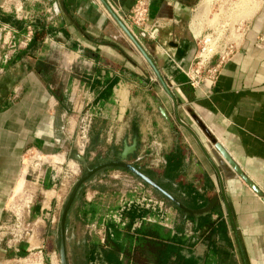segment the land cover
Instances as JSON below:
<instances>
[{
	"label": "crops",
	"instance_id": "crops-1",
	"mask_svg": "<svg viewBox=\"0 0 264 264\" xmlns=\"http://www.w3.org/2000/svg\"><path fill=\"white\" fill-rule=\"evenodd\" d=\"M54 1L58 15L48 0H0L1 23L23 34L29 22L37 34L27 48L0 65V225L8 218L9 205L27 187L40 195L31 205L29 220L51 224L52 207L62 201L69 184L62 187L46 168L36 188L30 186L25 154L34 149L47 162L51 158V164L61 165L58 158L62 157L66 164L80 114L88 110L94 115L93 137L104 142L98 148L101 151L116 145L134 126L140 153L146 145H159L157 134L165 128L175 136L173 146L153 161L161 165L166 160L162 170L169 171L164 182L170 193L190 209H200L218 197L209 215L212 220L222 216L225 228L212 243H196L187 252L188 258L203 264L212 254L214 264H264L263 198L233 172L219 167L217 152L192 127L186 111L209 128L264 197V24L246 26L236 52L222 67L214 86L204 91L193 90L182 72L197 51L191 17L200 0H151L147 26L158 29L154 41L138 29H130L168 86L183 100L177 101V115L191 133L179 128L173 102L157 79L150 81L155 77L152 69L99 0ZM106 1L113 10L128 13L138 0ZM21 2L30 16L27 22L12 11ZM20 183L23 188L16 193ZM121 194L102 210L99 200L105 196L97 190L91 195L85 191L79 217L85 223L115 228L108 216L118 208ZM148 214L134 209L128 215L134 216L133 223ZM170 217L174 224L173 232L166 229L170 235L175 236L179 227L184 235L186 222H191L192 237L185 238L195 242V223L174 205ZM94 241L99 244L95 235L87 239L88 260L104 264L98 252L92 253ZM37 242L42 245L43 239ZM22 245L15 251L0 241V264L21 257L22 248L25 256L31 246ZM42 251L47 256L52 248Z\"/></svg>",
	"mask_w": 264,
	"mask_h": 264
},
{
	"label": "built area",
	"instance_id": "built-area-1",
	"mask_svg": "<svg viewBox=\"0 0 264 264\" xmlns=\"http://www.w3.org/2000/svg\"><path fill=\"white\" fill-rule=\"evenodd\" d=\"M150 3L151 0H138L132 10L128 13H121L119 8H116L114 11L129 29L134 27L139 30L141 35L154 41L157 38L158 29L156 27L149 28L147 26L149 21ZM12 11L17 19L26 22L28 21V15L24 14L22 2L19 3V5L14 6ZM48 12L52 13L51 9H49ZM240 30L241 28H237L235 31L236 34ZM191 32L197 44V51L188 68L182 70V72L187 79V84L193 90L204 91L214 86L222 67L236 52L241 39L245 34V30H243L242 34H238L240 37L237 38L231 36V39H224L221 34L215 37L213 36L214 34L195 36L193 31ZM33 36L34 26L32 23H26L24 25V33L20 34L19 30L15 27L0 22V53L2 52V55H0V65L7 64L11 57L17 54L18 51L27 48L32 41ZM2 74L3 68L0 67V75ZM150 81L156 82V78L152 77ZM93 121L94 117L88 110H86L82 117L79 118L77 125V140L82 147L87 143L88 133ZM26 156L29 160V162H27L28 168H32V166L35 168L38 166L41 167L48 163L45 160L46 157L34 149L27 150L25 157ZM33 161H36L37 165H32ZM158 165L159 163L152 164V166ZM57 177L58 174L56 172L54 178ZM40 179L41 175L38 176L36 184H38ZM32 203L33 195H29L26 191L24 195L16 199L13 205H9L7 210L9 217L0 225L1 242L7 233L12 236L19 226L24 227L23 218L20 216L19 210H21V212L25 210L26 213L29 214ZM134 209L146 210L150 214L141 219H136L131 225V231L138 229L142 224H156L173 232L174 224L170 217L171 208L168 207L165 202L158 199L152 190L142 182L131 185L129 190L119 196L118 208L110 213L108 219L116 226L125 228L129 225V217L126 214ZM185 226L186 230L184 231V236L192 237V223L186 222ZM27 227L29 226L27 225ZM91 230L97 237L99 244L103 248H106L107 238L113 237V230L106 228L104 225H92ZM21 261L26 263L30 260L27 258L23 260L14 258L8 260L7 264H19ZM29 264L35 263L31 261Z\"/></svg>",
	"mask_w": 264,
	"mask_h": 264
},
{
	"label": "rangeland",
	"instance_id": "rangeland-1",
	"mask_svg": "<svg viewBox=\"0 0 264 264\" xmlns=\"http://www.w3.org/2000/svg\"><path fill=\"white\" fill-rule=\"evenodd\" d=\"M28 1L32 2L34 0H28ZM251 7L254 8H252L253 10L249 12L250 11L249 9ZM29 17L30 16H28V19ZM191 24H193L196 27V30H198V34L201 36L206 34H214L213 36L215 37L221 34L224 39H231V36L238 38L240 37L238 34H242L243 30H246V26H248L249 24H264V0H200L198 5L194 8V12L192 13ZM237 28H241V30L238 31V33L236 34L235 31ZM85 111L86 110H84L80 114V117H82ZM186 111L188 112V116H187L188 121L191 123L192 127L204 140H206L208 144L212 146L210 138L201 129L200 125H204V124L201 121H199L197 118H194L189 113V109ZM126 117L129 118L128 114ZM178 126L179 128H182L180 125ZM174 137L175 136H171V134L165 128H163V130H161V134H157L156 137L159 145L151 146L149 142L148 143L149 145H146V147L144 146V150L142 152L147 154V158H146L147 163L150 164L155 163L153 160L154 158H156L157 155H158L157 157L164 156L163 154L168 152L171 146H173V142L175 140ZM211 137L216 138V136L213 135L212 133H211ZM100 147H103V143L101 144ZM58 159L62 161L61 165L51 164L52 160L51 158H48V163L45 166H41V167L38 166L36 168L32 166V168H29L28 182L30 183V186H32L33 188L36 186V181L38 179V176L41 175V179H42L43 173L46 170V168L53 172V176L57 172L58 177L55 179L56 180L58 179L60 181V184L63 185L62 187H64L66 184H71L74 176L73 173L76 171L74 168L73 161L70 158H68L65 164L63 157ZM27 162H29V160L28 157L26 156L25 164H28ZM34 164L37 165V162L33 161L32 165ZM153 167L157 168V166H153ZM59 168L61 169V171H59ZM125 176L126 175L124 173L114 170H110L106 173L99 174L88 185V188L86 189V193H88V195H91V192L97 190L100 194H103L105 197H102L101 201L99 200L100 205L103 206L102 207L103 210L107 206L113 204V200L116 199L119 193H124L127 190H129V187L131 186V184L129 183L131 175L130 176L127 175L126 177ZM60 178H62V181ZM29 188L30 187H27L28 189L27 192L29 193V195H33V202H34L40 197V195H38L37 191H35L34 189H29ZM151 190L158 199L162 198L153 189ZM39 200L42 201V198ZM162 200L164 199L162 198ZM64 203L65 201H63L62 199L61 202L59 201L57 205L55 204V206L52 207V212H54V214L51 213V216H53V219H51L52 220L51 224H48L47 220L41 221L40 223L41 225L36 222L30 221L29 214H27L25 210L22 212L21 210H19V214L23 218L22 220L24 222L23 223L24 227L19 226L14 232V235L11 236L7 233L3 238V241L7 243V245H9V247L12 250H18L17 246L21 244L28 243V246H31L25 256L17 257L18 260L19 259L23 260L27 258L28 260H30L29 262L32 261L35 264H60L59 254L57 253V244L56 243L54 244V242L56 235L55 232L57 230V222H58L57 220L60 217V213L62 210L61 208ZM165 203L168 207L171 208L173 207L171 205V202L165 201ZM172 210L175 209L173 208ZM75 215L76 214L73 211L70 218V228L74 230V233L76 234L77 239L80 242L87 241V239L90 240L94 236V233L90 229L89 232L86 231L84 226L86 224H91V223L90 222L82 223L76 219ZM8 217H9V213H8ZM27 225L29 227H27ZM42 239H43L42 245H38L37 241H42ZM47 246H50L52 248V251L47 256H45L42 250H44V248ZM29 262L24 263L21 261L19 264H29Z\"/></svg>",
	"mask_w": 264,
	"mask_h": 264
},
{
	"label": "flooded vegetation",
	"instance_id": "flooded-vegetation-1",
	"mask_svg": "<svg viewBox=\"0 0 264 264\" xmlns=\"http://www.w3.org/2000/svg\"><path fill=\"white\" fill-rule=\"evenodd\" d=\"M92 127H93V123L88 133L87 143L83 147L80 145V143L77 140V129H76L74 148L70 152V155L68 157L73 161L74 168L76 171L73 173L74 176H73L72 182L71 184H69L65 192V195L63 197V201H65V203L63 204L61 208L62 210L60 213V217L57 220L58 221L57 230L55 232L56 235H55V242H54V244L55 243L57 244L58 254L60 252L61 247H63L67 264H90L88 260V253H87V241L80 242L77 239V236L74 233V230L70 228V218L74 211L76 214L75 215L76 219L82 223H85L79 217V209L83 205L84 193L86 189L88 188V185L91 183V181L99 174L106 173L110 170H114V171L122 172L126 176L131 175L130 176L131 178L129 180V183L131 185L138 183V182H142L141 179L138 178L137 176L121 168H117V167L109 166V167L96 171L90 176L88 180H86L83 184H81L78 190L76 191L75 196L71 202V205L66 213V217L64 221V228H63V235H61L60 223H61V218L63 215L65 205L67 204L68 199L76 183L78 182V180L84 175H86L89 171H92L98 166H101L103 164H111V163L120 161L121 157L125 155L126 164H130L136 168L144 169L146 176H148L157 185H159L164 190L170 193L169 187L167 186L168 184L164 182V179L167 173L165 171L167 170L166 169L162 170L166 167V160H163V163L161 164V166L158 165L157 168L153 167L152 164L147 163L146 161L147 154L144 152L139 153L140 143H139L138 135H137V132L134 126L130 127L129 132L116 145L110 144L108 148H106L104 151H101L98 149L102 143L104 145V142L94 139ZM76 156H79L84 159L83 163L86 164L87 168L83 167V163L77 160ZM156 193L162 196L160 193L158 192ZM84 227H85V230L88 232H89V229L91 230V224H86Z\"/></svg>",
	"mask_w": 264,
	"mask_h": 264
},
{
	"label": "trees",
	"instance_id": "trees-1",
	"mask_svg": "<svg viewBox=\"0 0 264 264\" xmlns=\"http://www.w3.org/2000/svg\"><path fill=\"white\" fill-rule=\"evenodd\" d=\"M36 36L35 33L34 37ZM131 211L126 214L131 218L130 223L134 217L128 215ZM211 217L212 215H204L187 218L195 223V231L198 233L195 242L185 238L180 227L176 235L171 236L170 232L156 224H142L133 232L130 231V226L125 228L116 226L112 229L113 237L107 238V249L100 248V245L94 241L92 253L98 252L104 264H197L192 258L187 257V252L198 242L212 243L213 237L221 235L222 229L225 228L222 216H217L215 220ZM19 253L23 256L25 248ZM211 256L213 255L206 258L203 264H214Z\"/></svg>",
	"mask_w": 264,
	"mask_h": 264
},
{
	"label": "water",
	"instance_id": "water-1",
	"mask_svg": "<svg viewBox=\"0 0 264 264\" xmlns=\"http://www.w3.org/2000/svg\"><path fill=\"white\" fill-rule=\"evenodd\" d=\"M51 4V7L53 9V12L55 15H58V8L54 0H48ZM102 6L105 8V10L108 12V14L111 16V18L117 23V25L120 27L124 35L129 39V41L132 43V45L135 47V49L139 52V54L143 57V59L147 62V64L150 66L152 69L159 85L161 86L162 90L165 92V94L171 99L174 105V112H175V118L177 123L184 128L185 130L190 131L179 119L178 117V105L177 101L179 100L180 102H183L181 97L177 92L172 90L166 81L163 79L161 76L158 68L156 67L152 57L150 54L146 51L144 46L141 44V42L138 40V38L132 33V31L122 22L120 17L115 13V11L112 9L111 5L106 1V0H99ZM143 36V35H142ZM161 112L164 114V111L161 110ZM168 120V119H167ZM201 129L203 132L210 138L212 146L214 150L217 152V155L219 156L220 160H217V163L219 167L223 171H231L233 172L236 176H238L257 196L263 197V193L247 178L242 170L239 168V166L234 162L230 154L226 151V149L223 147V145L219 142L218 139L212 138L211 137V132L210 130L204 126L200 125ZM191 132V131H190ZM192 133V132H191ZM76 159L81 161L82 163L84 162V159L76 156ZM126 156L123 155L120 159V161L111 163V164H103L101 166H98L92 171H89L86 175L81 177L78 182L76 183L67 204L65 205L63 215L61 218V223H60V230H61V235H63V228H64V221L66 217V213L71 205V202L75 196L76 191L80 187L81 184H83L86 180L90 178V176L95 173L98 170H101L106 167H117L121 168L135 176L141 179L143 183H145L147 186H149L151 189L154 191L160 193L165 199H167L169 202H171L185 217H190V218H198L199 216H204V215H209L212 213L213 208L218 202V197H213L204 207L200 209H190L186 206H184L180 201H178L174 196H172L169 192L164 190L162 187L157 185L154 181H152L148 176L145 175V170L142 168H136L130 164H126ZM83 167L87 168L86 164L83 163ZM215 169L218 170V168ZM229 217L230 214H229ZM59 261L60 264H67L66 257H65V252L63 247H61L60 252H59Z\"/></svg>",
	"mask_w": 264,
	"mask_h": 264
},
{
	"label": "bare ground",
	"instance_id": "bare-ground-1",
	"mask_svg": "<svg viewBox=\"0 0 264 264\" xmlns=\"http://www.w3.org/2000/svg\"><path fill=\"white\" fill-rule=\"evenodd\" d=\"M207 2H209V1H207ZM258 3V2H257ZM246 4V3H245ZM204 6V5H203ZM252 8H254V7H251L249 10V12H251L253 9ZM208 9V8H207ZM246 10V9H245ZM192 31H193V33H194V35L195 36H198L199 34H198V30H196V27L192 24ZM45 160H46V158H45ZM62 162V161H61ZM60 162V163H61ZM55 164V163H54ZM23 180V179H22ZM22 188H23V183H20V185L18 186V188H17V192L16 193H20L21 192V190H22Z\"/></svg>",
	"mask_w": 264,
	"mask_h": 264
}]
</instances>
